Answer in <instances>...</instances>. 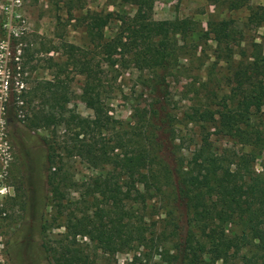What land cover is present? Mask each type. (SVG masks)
<instances>
[{"label":"trees","instance_id":"1","mask_svg":"<svg viewBox=\"0 0 264 264\" xmlns=\"http://www.w3.org/2000/svg\"><path fill=\"white\" fill-rule=\"evenodd\" d=\"M83 1L65 0V5L71 18L84 24L91 50L66 42L55 50L61 49L66 56L60 70L70 65L82 76L79 96L92 115L67 109L71 96L57 73L24 92H12L5 105L8 125L22 120L17 108L18 102L25 101L28 129L54 130L53 139L46 141V182L52 222L63 231L52 240L42 237L45 258L50 264H99L98 254L109 260L118 252L146 244L143 216L135 208L167 194L187 216L183 225L173 227V264H264V166L261 171L254 167L257 153L264 150V129H254L249 122L264 103V55L259 44L250 60L239 61L228 73L227 102L224 98L220 109L193 102L183 112L187 122L207 123L249 150L216 153L204 133L188 158L170 161L162 135L173 133L174 117L168 110L165 82L179 64V51L193 32L194 21L154 19V0H118L135 9L129 15H116L118 28L106 37L104 29L113 13L72 15ZM230 4L249 6V21L264 20L263 5ZM232 22L208 23L214 39L224 43L228 67L233 55L229 41L236 36ZM47 62L50 67L57 65L51 55ZM130 66L147 73L138 80L154 97L147 109H135L136 120L125 128L111 116L105 101L110 92L108 75L117 78ZM59 126L79 138L63 141L56 134ZM204 130L202 126V134ZM58 148L64 157L58 155ZM73 157L102 170L82 183V190L65 176L64 159ZM70 192L79 195L72 197ZM40 229L47 231L45 221ZM156 238L163 248L167 237Z\"/></svg>","mask_w":264,"mask_h":264},{"label":"rangeland","instance_id":"2","mask_svg":"<svg viewBox=\"0 0 264 264\" xmlns=\"http://www.w3.org/2000/svg\"><path fill=\"white\" fill-rule=\"evenodd\" d=\"M232 1L248 2L254 8L264 6V0H154L151 13L154 19L190 18L195 23L193 32L184 43L180 42L183 48L179 51V64L165 82L168 110L174 117L173 133L164 132L162 135L167 141L166 153L170 161L180 156L188 158L205 134H208L211 149L216 153L249 150L238 139L225 136L207 123L183 119V112L193 102L220 109L224 98L227 102L228 73L239 61L250 60L256 45L259 44L264 55V20L249 21V6L233 8ZM134 9L133 5L118 0H84L81 9L72 15L79 16L86 11L113 13L104 29L105 36L110 37L119 25L116 15L132 14ZM228 19L233 20L231 25L236 35L235 41H229L233 54L229 67L222 48L224 43L219 44L214 39L208 24ZM63 42L88 50L92 48L84 24L71 18L65 0H0V118L6 117V109L4 112L2 107H6L12 92H24L37 82L50 79L54 73L68 87L71 99L67 109L82 116L92 115V110L79 96L82 76L70 65L60 70L66 56L61 49H55ZM49 55L57 65L49 66ZM139 76H147V73H139L131 66L121 71L117 78L108 75L110 92L106 107L116 122L125 128L136 120L135 109H147L154 97L140 84ZM17 117L22 120L4 127L12 158L0 175V186L11 187L0 198V264H50L41 247L42 237L52 240L63 231V227L55 228L52 222L54 213L49 205L50 191L46 182V141L53 139L54 130L52 127L28 129L29 107L25 101L18 102ZM249 122L254 129H264V103ZM202 126L205 129L203 134ZM56 130L63 141L79 138L76 133L64 132L63 126ZM57 151L60 157H64L60 148ZM64 160L67 182L76 181L81 190L84 188L82 183L102 173L101 169L89 166L78 157ZM263 166L264 150H261L256 155L254 167L261 171ZM70 194L77 197L79 192ZM137 210L143 216L147 243L118 252L109 260L98 254L99 264L108 261L110 264H173L171 256L176 249L172 231L175 223H185V211L167 194L135 208L136 213ZM44 221L48 229L42 233L40 226ZM162 235L167 241L160 248L156 237Z\"/></svg>","mask_w":264,"mask_h":264},{"label":"built area","instance_id":"3","mask_svg":"<svg viewBox=\"0 0 264 264\" xmlns=\"http://www.w3.org/2000/svg\"><path fill=\"white\" fill-rule=\"evenodd\" d=\"M5 112V107H2ZM7 124L6 118H0V175L5 172L7 167V162L11 159L10 143L7 139L4 127ZM11 187H6L5 185L0 186V198L5 195L7 190Z\"/></svg>","mask_w":264,"mask_h":264}]
</instances>
